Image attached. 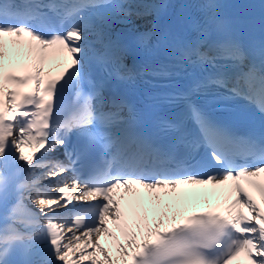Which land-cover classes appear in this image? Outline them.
I'll return each instance as SVG.
<instances>
[{
  "label": "snow or ice",
  "instance_id": "snow-or-ice-1",
  "mask_svg": "<svg viewBox=\"0 0 264 264\" xmlns=\"http://www.w3.org/2000/svg\"><path fill=\"white\" fill-rule=\"evenodd\" d=\"M105 6H109L108 0H77L71 5L55 0H0V205L5 209L0 226V264H70L69 255L77 252L81 254L71 264H83L85 260L90 264H117L101 244L102 237L119 240L107 227L108 218L116 231L128 237L126 245L117 246L123 264H128V249L133 250L131 264H233L238 257H243L245 264H264V211L253 199L255 194L264 204V137H238L189 103L199 136L190 139L179 124L169 127L178 133L177 144L189 155L201 147L210 150V160L218 167L214 173L199 175L182 168L174 151L162 152L146 137L125 127L129 123L124 115L126 106L115 98H106L102 84L93 80L88 68L86 33L90 26L84 13ZM44 9L57 19L52 20ZM206 23L211 25L213 21ZM207 35V28L201 30L200 40L205 41ZM6 36L16 37L11 43L17 49H26L30 64L23 66L22 76L6 70L11 64L3 39ZM50 50L54 56L66 52L71 61L70 70L66 68L56 78L44 75ZM243 56L240 45L229 41L213 46L209 53L201 52L198 44L185 51L183 59L193 62L195 58L201 64L218 59L239 64ZM115 59L118 62L120 56ZM117 78L131 79L127 75ZM10 85L31 88L17 91ZM209 86L225 89L229 93L225 99L259 97V110L264 114V72L249 68L231 88L227 77L220 73L197 84L194 90ZM68 89L74 91L75 103L71 110L62 112L59 101ZM73 135L102 144L111 155L87 179L76 174L79 156L69 151ZM25 146L32 155L24 154ZM57 148L65 149L67 163L49 158ZM237 157L245 163L238 164ZM12 169L27 175L14 184L9 174ZM38 170L42 177L35 175ZM47 179L55 183L41 186V181ZM208 184L214 189L229 186L230 194H235L225 214L191 215L177 223L178 214L174 213L173 226L160 231L163 216L150 225L145 214L130 225L121 210L126 195L139 201L140 190L159 205L162 197L169 196L179 203L182 186ZM51 189L60 195H50ZM120 190L117 199L115 194ZM13 194L21 200L27 196L39 215L32 213L31 219L18 220L19 202L8 208ZM73 200L99 202L89 206L90 218L89 213H78L71 221L62 219L59 210ZM170 207L164 204L165 212ZM244 208L248 215L241 210ZM20 223L23 230L17 227Z\"/></svg>",
  "mask_w": 264,
  "mask_h": 264
},
{
  "label": "bare ground",
  "instance_id": "bare-ground-1",
  "mask_svg": "<svg viewBox=\"0 0 264 264\" xmlns=\"http://www.w3.org/2000/svg\"><path fill=\"white\" fill-rule=\"evenodd\" d=\"M132 1L137 3L139 11H143L145 13L142 16V18H140V17H134L133 18V23H136V24H139V23L144 24L146 22V20H147V14L146 13L148 11L152 10L154 7L159 6L160 3L162 2V0H132ZM87 34H88L89 38L92 39L95 42L96 45H103L111 37V28L108 27V26H104L102 29H99L97 32H88ZM35 175L37 177H42L43 173L38 170L35 173ZM54 183H55V181H53L51 179H47V180H42L41 181V184H45L44 186H51ZM215 190H217V189H215ZM50 192H51L50 195H53V196L56 195V193L54 192V189H51ZM73 195H75V194H73ZM253 199H254L255 203L257 204V206L261 209V211H262V209L264 211V204H262L260 202L259 197H257L255 194H253ZM164 204L165 203H161L159 205L164 207ZM156 205L158 206V204H156ZM241 210L244 212L245 215H248V210L246 208L241 209ZM113 233H114V235L119 237L118 241H113L112 240L113 242H116L117 245L120 244V243H123V244L126 245L128 237H122V236H120V234H118L116 232H113ZM67 235H71V233H67ZM81 239L83 240L84 238L81 237ZM105 240H107V238L102 237L101 242H105ZM104 247L106 249H108L109 256L113 260H115L117 262V264H119V263H121L123 261L122 258L119 255L118 251H117V248L113 247L112 245L111 246L105 245ZM88 251H92V249L89 248ZM80 254H81L80 252H77L72 259L78 258ZM98 258L99 259H103V257H100V256H98ZM85 262H86L85 264H90V261H88V260H85Z\"/></svg>",
  "mask_w": 264,
  "mask_h": 264
}]
</instances>
